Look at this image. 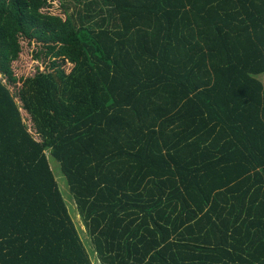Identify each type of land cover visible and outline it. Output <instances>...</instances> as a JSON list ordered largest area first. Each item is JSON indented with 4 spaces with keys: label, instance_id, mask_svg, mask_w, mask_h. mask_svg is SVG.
Returning <instances> with one entry per match:
<instances>
[{
    "label": "trees",
    "instance_id": "1",
    "mask_svg": "<svg viewBox=\"0 0 264 264\" xmlns=\"http://www.w3.org/2000/svg\"><path fill=\"white\" fill-rule=\"evenodd\" d=\"M51 1L0 0V264H264V0Z\"/></svg>",
    "mask_w": 264,
    "mask_h": 264
},
{
    "label": "rangeland",
    "instance_id": "2",
    "mask_svg": "<svg viewBox=\"0 0 264 264\" xmlns=\"http://www.w3.org/2000/svg\"><path fill=\"white\" fill-rule=\"evenodd\" d=\"M51 3H52L51 7L48 10L51 11L53 14H60L61 16H63V8L61 6V2L59 0H52ZM35 46L36 45L34 42L29 43V44L26 41L22 42V52L20 53L19 58L12 63L14 74L17 77L31 75L38 68L43 69L45 67V63L38 62L37 60H34L33 58L32 54H33V50L35 49ZM63 67L68 72L71 69L72 65L65 64ZM260 79L264 82V74L260 76ZM18 84H16V86L8 85V87L10 88V90L15 96H16ZM21 113H22V116L26 124L28 125V128L32 131L31 124H30V121L28 119L26 112L22 110ZM49 162L51 164V167L54 170L62 196L66 204L69 206L72 218L76 222V225L79 228L80 235L82 239L85 241V243L88 245L89 250H92L91 246L89 245L88 238L86 236L84 227L81 223V219L77 212L74 199L69 191L66 178L63 176L61 172L59 162L55 160L52 156L49 157ZM92 259L94 260L95 264H99L96 258L94 257V254L92 255Z\"/></svg>",
    "mask_w": 264,
    "mask_h": 264
}]
</instances>
